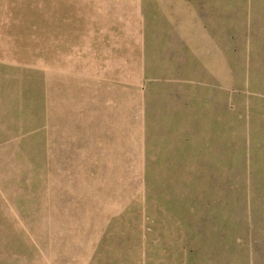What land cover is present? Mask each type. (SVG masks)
<instances>
[{
  "label": "rangeland",
  "instance_id": "374dc122",
  "mask_svg": "<svg viewBox=\"0 0 264 264\" xmlns=\"http://www.w3.org/2000/svg\"><path fill=\"white\" fill-rule=\"evenodd\" d=\"M0 264H264V0H0Z\"/></svg>",
  "mask_w": 264,
  "mask_h": 264
}]
</instances>
